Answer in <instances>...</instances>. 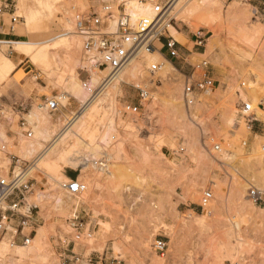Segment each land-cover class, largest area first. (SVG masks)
<instances>
[{
    "label": "rangeland",
    "instance_id": "rangeland-1",
    "mask_svg": "<svg viewBox=\"0 0 264 264\" xmlns=\"http://www.w3.org/2000/svg\"><path fill=\"white\" fill-rule=\"evenodd\" d=\"M19 1L13 0L1 17L7 32L10 15L19 18L13 26L18 37L11 40H28L23 24L28 14L38 12L40 2L48 3L60 27L44 43L54 62L49 77L12 45L0 43L6 59L15 64L21 60L8 80H19V88L29 86L22 94L5 90L7 81L0 85V174L11 177L29 164L31 170L50 151L70 154L75 133L90 113L94 138L89 149L79 148L82 156L91 154L87 168H65L50 177L32 170L25 174L31 187L19 212L31 209L32 226L23 231L31 240L21 247L18 235L11 247L7 232L0 238V264H264V206L248 197L250 187L264 192V131L250 129L257 122L264 127V14L255 1L208 0L217 5L195 9L196 0H183L172 11L179 1L173 0L167 31L179 29L201 42L191 44L172 35L180 45L188 43L189 56L179 58L184 71L159 55L161 37L151 51L159 53L158 60H148L143 52L126 70L129 83L121 82L116 93L109 88L106 98L104 85L87 102L76 96L73 85L74 79L81 87L88 84L92 75L83 69L87 63L81 39L72 34L74 12L89 7L100 12L101 5H109L116 13L117 8L125 9L124 0ZM64 39L72 42L70 50ZM203 61L206 67H201ZM152 64L168 67L169 76L163 77L160 70L150 73ZM100 72L93 89L108 75ZM204 73L215 82L214 88L197 92L194 103L186 106V79L194 82ZM137 87L149 90V98L139 115L124 113L125 102L137 103ZM45 98H56L59 109L40 110ZM243 102L250 103L260 119L247 123L240 118ZM22 104L31 138L19 128L13 112ZM38 130L55 132L39 154L21 156ZM215 144L218 153L212 150ZM100 164L105 167L99 169ZM69 179L86 185L81 196L65 194L61 185ZM206 190L212 199L201 207ZM75 218L83 225L79 238L72 227ZM18 221L12 222V233ZM157 239L167 245L163 256L154 250Z\"/></svg>",
    "mask_w": 264,
    "mask_h": 264
},
{
    "label": "built area",
    "instance_id": "built-area-1",
    "mask_svg": "<svg viewBox=\"0 0 264 264\" xmlns=\"http://www.w3.org/2000/svg\"><path fill=\"white\" fill-rule=\"evenodd\" d=\"M141 2H147L150 5L152 16L151 17H139L133 19L125 9L113 12L111 6L101 5V11H92L89 7L87 11H76L73 15L74 31L75 34L80 37L82 42V51L86 59L87 66L83 67L88 72L90 68H97L99 70H109L111 73L120 72L129 61L138 54L143 52H151L155 50L154 41H160L162 31L165 30V26L160 28L163 21L166 19L165 11L168 8L169 0H140ZM13 0H0V18L5 14L6 9L12 4ZM11 14L10 23L11 28L18 22V17ZM2 26H0L1 29ZM114 28L115 31H111ZM201 44V42H198ZM167 49L168 56L170 58H176L179 56V49L176 47L175 41L169 38L164 47ZM161 49L158 51L160 52ZM161 55V54H160ZM201 67H206L207 62L203 61ZM157 64H152L149 68L150 73H154L158 70ZM187 78V77H185ZM193 83V84H192ZM153 84V83H150ZM215 82L211 80L207 74H203L199 79L194 82H189L187 78L183 87V101L186 106L192 105L195 101L197 92H203L214 88ZM83 87L89 92H93L87 83L83 84ZM138 89V100L136 104L125 102L123 104L124 113L131 115H139L141 106L149 98V90L142 87ZM15 106V105H14ZM259 106V105H258ZM60 103L56 98H45L44 102L39 105L40 110H46L49 113L55 112L59 109ZM18 117V126L20 129L25 130L26 138H31L32 132L28 128V123L23 117L26 115L27 107L22 105L15 106L13 111ZM240 118L247 123H251L256 120L255 113L253 112L252 105L250 103H242L240 112ZM251 129V126H250ZM246 146V142L243 143ZM2 149L5 146L2 145ZM264 149V148H263ZM212 150L216 153L220 152V146L218 144L213 145ZM180 152L183 151L181 148ZM11 160H14L12 156ZM99 162V161H98ZM102 162V161H100ZM18 163V161H17ZM29 164V163H28ZM99 169L104 168L98 166ZM16 168V167H15ZM31 164L23 165L18 168V173L13 171L12 176H4L0 174V238H3L7 232L11 233L9 244L10 246H16L17 236L22 237V244L28 245L30 243V236L23 233L25 228L32 226L33 219L29 216L31 209L27 208L25 213H20L19 208L23 206L25 200V193L30 191L29 180H26V172L30 170ZM62 189L65 194L71 197H79L86 190V185L80 182L78 179H69L68 182L63 183ZM14 196V199L7 202L10 197ZM248 197L255 205L264 206V192L250 187ZM212 199V193L210 190H206L200 200V206L205 207ZM5 205V206H4ZM28 214V215H27ZM19 218L14 233L10 231L12 222ZM72 227L77 233V238L80 236L82 230V223L76 221ZM90 236V234L88 235ZM154 250L160 256H163L167 250L166 243L161 240H155Z\"/></svg>",
    "mask_w": 264,
    "mask_h": 264
},
{
    "label": "bare ground",
    "instance_id": "bare-ground-1",
    "mask_svg": "<svg viewBox=\"0 0 264 264\" xmlns=\"http://www.w3.org/2000/svg\"><path fill=\"white\" fill-rule=\"evenodd\" d=\"M23 1L24 0H20L21 3ZM172 1L173 0H169L168 8L165 11V15H167V17L171 14L170 5H171ZM122 2L125 6L127 13L134 20L138 19L139 17H142V16H145V17H151L152 16L150 5L147 2L143 3L140 0L139 1L138 0H124ZM182 2H183V0H179L177 2V4L174 6V8L172 9V11L176 10ZM204 5H207L208 7H213L217 4L214 2H209L208 0H196V3L194 6H195V9H197V8H200ZM47 7L48 8L50 7L48 5V3L45 4L43 2H40L38 12L36 14H28V16L26 18L27 23L25 25V30L29 34L32 35L33 39H37V38L44 39L40 43L47 42V40L52 36L54 31H58L57 29L60 27V21H58L59 24H57V26H55V21H54V18H55L54 15L55 14L53 15L52 11L48 10ZM164 26H165L166 32H168L167 28L171 27V25L169 24V20L165 19L163 21V23L161 24L160 28H162ZM170 30L172 32V33L170 32L171 35L178 36L176 34V32L174 31V29H170ZM111 31L114 32L115 29L112 28ZM72 34H75V33H72ZM62 43L65 47H67V48L69 47V50H70V47H73V44L69 39H64L62 41ZM141 54H138L135 57H133L129 61V63L126 65V67H124L118 73H111L107 70H99L97 68L88 69V72L85 71V73L88 74V77L90 74H92L91 77L89 78V81H87L88 84L91 85V87H90L91 89H93L96 85H98L100 74H101L100 71L108 72V75H106L104 78L100 79L101 84H100L99 88L93 89L94 91L92 93L89 92L87 89H85L83 87V85L81 87L78 83H76L77 82L76 79H74L73 81H75V83L73 85H74V87L76 85V87H75L76 96L79 97V99L81 101L87 102L90 100V98L92 99V98L96 97L99 94V92H98L99 89L102 88V86H104V85L107 86V89L103 93L105 96L104 98L109 96V94L107 92V90L109 88H111V90L114 93H116V91H118V89H119V84L121 82L129 83V76H127L126 70L134 66V63H135L134 59H137L138 57H140ZM145 54H148V60H154L155 61V60H158L160 58L159 57L160 54L156 51L145 53ZM32 63L35 66H37L39 68V70H41L44 73V75H46V77H49L51 75V71L53 70V65H54V62H53V59L51 56L47 55V56H43V57H32ZM135 68H136V66H135ZM96 70H99V71L95 72ZM158 70L161 71V75L163 77H167L170 74V70L168 69V67H164V66L160 67L159 66ZM86 92L89 95L86 94ZM103 99L101 101L99 100V102H97L96 105L100 106L103 102ZM96 110H97V108L94 111H96ZM92 117L93 116H91V113L88 116H86L82 128L79 129L75 133V138L77 141L74 143V145L70 151V154L65 155V156H57L54 151H52V152L50 151L49 153H46L45 155L41 156L39 161L37 163L35 162L36 164L34 165V168H32L31 170L35 171V173L37 175L40 174V175H46V176L50 177L52 174H56L65 168H77L80 166L82 167V169L87 168L88 163L90 162V159H91V154H88V155L85 154V156H82L81 153L79 152V148L81 146L86 147L87 149H89L91 147V142L93 141V138H94L93 134H91V125L94 123V119ZM53 132H55V131H53ZM53 132L49 133L48 131L38 130V136L33 141H31L29 143L27 148L21 150V153H20L21 156H32L35 153L39 154V152H41V150L45 148L44 143H48L49 140L51 139ZM100 166H102V164H100ZM31 170L29 172H32ZM59 201L60 200H57V202H59ZM2 242L3 241H1L0 244ZM21 247H25V246H21Z\"/></svg>",
    "mask_w": 264,
    "mask_h": 264
},
{
    "label": "crops",
    "instance_id": "crops-1",
    "mask_svg": "<svg viewBox=\"0 0 264 264\" xmlns=\"http://www.w3.org/2000/svg\"><path fill=\"white\" fill-rule=\"evenodd\" d=\"M253 1H255L254 3H256V5L259 8L260 12L262 14H264V0H253ZM18 13L19 12H17V14ZM21 15H19V16H21ZM27 16H26V18H27ZM26 18H25V23L23 24V26H24L23 31L27 35L28 40H31V42H28V40H19V41L11 40V39H15V38L18 37V35L15 33V27H13L12 29H10L7 32L5 24L2 23L3 19L0 18V26H2L1 29H0V43H5V44H8V45H12L14 47V49H15V52L18 55H21V56H24V57L28 58L31 63H32V57H43V56H47V55L51 56V53L49 52V49L47 48L46 44L40 43L44 39H41V38L40 39L39 38L33 39L32 35L29 34L25 30V25L27 23ZM18 30L19 29H17V32H19ZM174 31L176 32V34L178 36L181 35L185 40H187V42H189L191 44H197L198 43V41H196V40L194 41L193 38L190 35H188L187 33H185L184 31H181L179 29H174ZM169 38H172L174 40L173 36L168 32V34H166V36H164V38L160 42L161 50H162V51H160V54L163 56V58L168 63H170L171 65H174L176 68L184 71V67L182 65V62L179 60V58H186V56H189V55L186 54V53H189V51H188V43L182 46V45H180V43L178 41L174 40L175 44H176V47L179 49V56L176 57V58H170L168 56L167 49L163 48L165 42ZM8 39L10 41H8ZM195 50H197V49H195ZM4 53H5L4 48L0 47V85L3 82L7 81L6 85L4 86L5 90H7V91L8 90H14V91H16L18 93H22V94L26 93L29 86L25 85L24 87L19 88L18 87L19 80H12V81L8 80V78H10V74L14 71L16 65L18 63H20L21 60L18 61L17 64H15L14 62L6 59L5 56H4ZM199 54H200V52H199ZM21 56L17 57V59H21ZM53 67H54V65H53ZM254 113L256 115V112H254ZM256 119H260V118H258L257 115H256ZM257 123L258 124H256V125H251V130L254 133H263L264 127L262 126V124L260 122H257ZM5 138H6V136H5ZM15 149H16V153L19 154V151H20L19 147L16 146ZM1 156L2 155H1V152H0V158H1ZM61 247H62V245H61ZM63 249H65V248H63ZM70 252L73 253L72 251H70ZM73 258H74V256H73Z\"/></svg>",
    "mask_w": 264,
    "mask_h": 264
}]
</instances>
